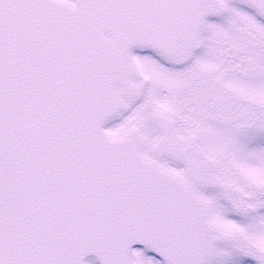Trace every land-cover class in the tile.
<instances>
[{
	"label": "snow or ice",
	"instance_id": "1",
	"mask_svg": "<svg viewBox=\"0 0 264 264\" xmlns=\"http://www.w3.org/2000/svg\"><path fill=\"white\" fill-rule=\"evenodd\" d=\"M0 264H264V0H0Z\"/></svg>",
	"mask_w": 264,
	"mask_h": 264
}]
</instances>
